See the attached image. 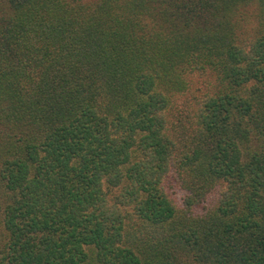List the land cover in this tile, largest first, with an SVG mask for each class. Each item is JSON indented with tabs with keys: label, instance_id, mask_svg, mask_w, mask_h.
Listing matches in <instances>:
<instances>
[{
	"label": "trees",
	"instance_id": "obj_1",
	"mask_svg": "<svg viewBox=\"0 0 264 264\" xmlns=\"http://www.w3.org/2000/svg\"><path fill=\"white\" fill-rule=\"evenodd\" d=\"M0 264H264V0H0Z\"/></svg>",
	"mask_w": 264,
	"mask_h": 264
}]
</instances>
